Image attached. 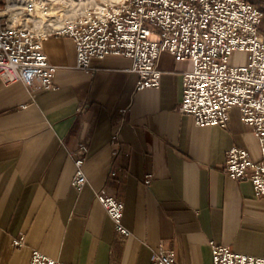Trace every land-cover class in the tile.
<instances>
[{
    "label": "crops",
    "instance_id": "obj_1",
    "mask_svg": "<svg viewBox=\"0 0 264 264\" xmlns=\"http://www.w3.org/2000/svg\"><path fill=\"white\" fill-rule=\"evenodd\" d=\"M43 47L57 66L53 88L0 80V264H30L34 250L66 264H152L162 243L178 264H213V244L264 255V197L225 171L235 146L261 159L257 135L236 107L227 127L181 112L190 60L163 53L161 84L138 89L128 57L86 70L70 36ZM84 144L88 181L77 190ZM101 188L125 204L129 237L97 199Z\"/></svg>",
    "mask_w": 264,
    "mask_h": 264
},
{
    "label": "built area",
    "instance_id": "obj_2",
    "mask_svg": "<svg viewBox=\"0 0 264 264\" xmlns=\"http://www.w3.org/2000/svg\"><path fill=\"white\" fill-rule=\"evenodd\" d=\"M0 12V80L18 82L32 90L51 89L57 66L43 47L52 35L70 36L77 47V67L92 69L93 60L111 55L132 60L131 71L140 77L138 89L161 84L160 57L169 53L177 61L190 60L184 72L181 112L198 126L227 127L232 108L255 130L261 159L233 147L227 155L226 174L250 180L256 196L264 197V9L260 0H70L75 13L55 28L52 19L40 26L39 13H48L61 0H6ZM69 1V0H68ZM82 3V4H81ZM44 21V20H43ZM235 53H247L244 65H235ZM88 146L74 153L77 167L73 185L81 190L88 179ZM117 170L111 171L115 176ZM151 183V178L147 184ZM117 231L131 235L123 223L125 204L105 188L96 192ZM24 237L15 239L24 246ZM213 264H264V255L247 256L227 245L213 244ZM30 264H66L34 250ZM152 264H178L174 251L161 244Z\"/></svg>",
    "mask_w": 264,
    "mask_h": 264
},
{
    "label": "rangeland",
    "instance_id": "obj_3",
    "mask_svg": "<svg viewBox=\"0 0 264 264\" xmlns=\"http://www.w3.org/2000/svg\"><path fill=\"white\" fill-rule=\"evenodd\" d=\"M55 3L56 4H54V5H56L57 7H61L63 9L68 8L69 9V14H73V13L76 12V11L73 10L72 6L70 7V4H69V3H71L70 0L69 1L67 0L66 1V4H63L61 2L60 3L59 2H55ZM258 3H260L263 6V9H264V0H260V1H258ZM8 9H9L8 2L6 0H0V12L3 13L5 11H7ZM69 14L66 13V15H63L60 18H67V15L69 16ZM53 17L55 18V16H53ZM231 57H232L231 62L233 64H235V65H244L249 60V57H248V54L247 53H235Z\"/></svg>",
    "mask_w": 264,
    "mask_h": 264
},
{
    "label": "bare ground",
    "instance_id": "obj_4",
    "mask_svg": "<svg viewBox=\"0 0 264 264\" xmlns=\"http://www.w3.org/2000/svg\"><path fill=\"white\" fill-rule=\"evenodd\" d=\"M61 1L64 2L66 0H61ZM72 8H74V7H72ZM66 13L69 14V9L68 8L63 9L61 7H57L56 5H54L53 7H51V9L48 11V13H39L38 14L39 15L38 17H40L39 19L41 20L39 22L40 26H43L42 24L44 22H46V21L50 20L51 18H53L52 19L53 26L55 28H62L66 24V22H65L64 18H60V17L63 16V15H66ZM69 15L73 16L72 14H69ZM53 16H55V18Z\"/></svg>",
    "mask_w": 264,
    "mask_h": 264
}]
</instances>
